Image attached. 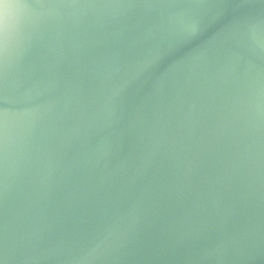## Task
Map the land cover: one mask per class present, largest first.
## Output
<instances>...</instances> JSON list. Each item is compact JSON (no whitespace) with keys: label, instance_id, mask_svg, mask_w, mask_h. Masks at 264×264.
<instances>
[{"label":"water","instance_id":"water-1","mask_svg":"<svg viewBox=\"0 0 264 264\" xmlns=\"http://www.w3.org/2000/svg\"><path fill=\"white\" fill-rule=\"evenodd\" d=\"M0 264H264V0H0Z\"/></svg>","mask_w":264,"mask_h":264}]
</instances>
